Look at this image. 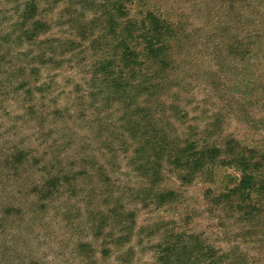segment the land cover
Returning a JSON list of instances; mask_svg holds the SVG:
<instances>
[{
	"label": "rangeland",
	"instance_id": "374dc122",
	"mask_svg": "<svg viewBox=\"0 0 264 264\" xmlns=\"http://www.w3.org/2000/svg\"><path fill=\"white\" fill-rule=\"evenodd\" d=\"M152 16L176 32L175 74L157 94L108 98L99 55L114 56L108 45L126 26L135 45ZM28 19L47 28L25 38ZM136 107L156 117L163 108L173 141L235 139L264 155V0H0V264H163L160 251L181 254L178 244L187 264H207L211 250L222 263L264 264V205L213 197L240 172L215 165L190 180L164 162L159 178L145 177L139 166L157 162L161 126L147 134Z\"/></svg>",
	"mask_w": 264,
	"mask_h": 264
},
{
	"label": "trees",
	"instance_id": "16d2710c",
	"mask_svg": "<svg viewBox=\"0 0 264 264\" xmlns=\"http://www.w3.org/2000/svg\"><path fill=\"white\" fill-rule=\"evenodd\" d=\"M30 7V10L35 12V6L31 5ZM104 14H107V22L105 23L116 36L118 26L115 24L113 15L110 13V10L106 11ZM147 22L148 25H144L143 28L138 29L140 32L137 30V36L134 37L136 43L132 47L128 43L129 28L127 26L122 29L119 37L123 35V33H127V35H124L121 41L115 46L113 44L108 45V48L113 51L117 59L114 56L105 58V56H108L107 50H104V53L99 55L100 57L96 61V84H100V88L104 90L108 98L112 97L116 101H124L127 103L128 100L132 99V94L136 92L141 91L146 93L147 91L149 92L148 94H152L153 92L157 94L160 90V86H164L165 88L164 79L166 76L175 74V66L173 65L172 68L171 62L167 60V50L171 47L167 40L175 36L176 33L175 30L172 29L173 26L169 24L168 21L157 19L155 16L150 17L144 24ZM27 25H29V27H27L29 29L27 32L28 35H25V38H30L33 34L37 37L39 31L37 32L38 34L34 33L35 31L40 28L41 32L47 28L45 23L37 21V19H32L31 21L28 19ZM33 28L34 30H32ZM39 42L41 44H46L49 40ZM138 48L140 49L138 50ZM138 68L141 73H145L139 76V81L137 82L135 81L136 75L140 74L136 72ZM128 73H132L130 78ZM167 81H169V79H167ZM160 104L164 106L163 102H160ZM160 106H158V108L156 107V109L159 110ZM136 108L135 112L137 110L144 114V116L143 114L142 116L147 124V130H150L147 134L151 135L157 130V128L154 127L157 122L159 126H161L160 131H158L160 140L155 138L152 139V141H156L158 146L155 149L158 154L157 162H154L155 159L152 161H150V159L146 161L145 165L139 166L142 167V173L145 177L152 176V174L155 173L157 174V178H159L162 174V169L164 167L162 163L164 162L173 169L185 168L183 171L187 172L186 177L188 176L187 178H190V180H192V177H195L197 173L205 172L215 165L227 168L233 167L240 172L241 179L234 188L224 191V194L214 195L213 197L215 200L218 201L220 199L223 201L224 199L221 195H224L225 202H230L235 199V201L240 204L237 206L239 209H242L243 206L247 207V205H250L254 201L259 205H264V155L257 154L258 152L261 153V151H252V149H247V147H241L240 142H237L235 139L232 140L234 144L231 146L227 144V146L224 147H217L215 144L207 143H202L200 145L198 140L195 141L193 139L191 141L190 139L181 142L178 139L177 141H173L167 129L165 130L167 127L164 128L163 125L160 124L161 116L163 118L162 123L165 118V111L163 108L161 109V116L157 114L158 117L152 114L150 108L144 110L141 109V107ZM137 128L133 127L130 131L135 134ZM207 133L209 132H206L205 135H207ZM210 133H212V131H210ZM246 153L250 154V156H246ZM254 157L258 158L261 162L258 164L253 163ZM157 183L158 181H156V184ZM247 191L249 193H247ZM153 194L154 198L156 197L157 200L159 199V202H164L169 198L164 192L158 191ZM209 194L212 195L211 192H209ZM249 209L253 208L249 207ZM253 210L257 211L256 209ZM258 212L261 213L260 211ZM242 214L247 216L255 215L251 210L242 212ZM173 246H176V244ZM177 247L182 248L183 251L181 254L175 253L168 255L173 249L165 247L160 251L158 260L163 264H169L170 260L172 263L176 261L179 262V264H187L192 259L190 256L191 252L188 250V247L180 244H178ZM200 247L202 246L197 242L189 246V248H193L196 251ZM209 256V262L207 264H233L231 262L222 263L224 262L223 259L225 256L221 255V257H217L212 250Z\"/></svg>",
	"mask_w": 264,
	"mask_h": 264
}]
</instances>
